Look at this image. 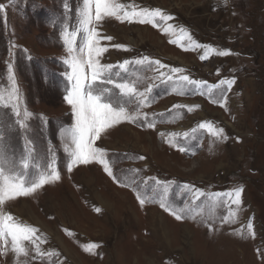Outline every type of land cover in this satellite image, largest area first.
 <instances>
[{
    "label": "rangeland",
    "instance_id": "374dc122",
    "mask_svg": "<svg viewBox=\"0 0 264 264\" xmlns=\"http://www.w3.org/2000/svg\"><path fill=\"white\" fill-rule=\"evenodd\" d=\"M65 2L75 16L78 0H17L14 5L0 0L6 6L0 12V82L8 83L6 65L12 63L21 105L33 113L28 135L35 153L44 159L52 148L60 173V180L4 206L14 218L39 230L42 252L55 253L41 257L25 242L29 255L19 258L21 264H264V0H119L166 10L174 17L168 23L190 30L198 44L230 50L229 55L211 54L205 60L200 59L203 49L185 51L169 43L173 35L150 24L106 18L98 27L102 36L113 38L102 40L108 47L102 63L148 56L168 66L159 71L131 66L130 75L143 78L137 85L140 91L155 85L149 93L153 102L141 111L158 122L154 129L140 126L142 120L123 122L102 133L97 146L108 151L114 175L172 182L169 201L177 207L191 202L186 184L206 194L240 187L241 210L232 224L220 219L227 215V206L217 208V219L207 223L199 217L178 221L158 203L141 207L131 188L121 187L96 163L67 171L59 135L62 126L73 122L63 98L66 53L60 31ZM117 44L128 50L114 47ZM171 67L185 70L176 76L188 75L206 84L190 85L178 95L169 84L154 79L159 72L170 74ZM221 79L235 81L226 92L225 107L213 102L216 96L207 95V86ZM176 104L199 107L188 112L174 109ZM205 121L223 128L227 139L216 142L200 133L187 142L194 155L170 147L160 136L189 131ZM5 141L17 152L22 149L19 129L5 128ZM141 156L143 160L137 159ZM130 169L140 171L133 175ZM193 206L203 207L205 214L210 210L206 197ZM89 244L99 247L85 251ZM3 246L0 241V249ZM16 261L11 251L0 255V264Z\"/></svg>",
    "mask_w": 264,
    "mask_h": 264
},
{
    "label": "snow or ice",
    "instance_id": "6c2138e0",
    "mask_svg": "<svg viewBox=\"0 0 264 264\" xmlns=\"http://www.w3.org/2000/svg\"><path fill=\"white\" fill-rule=\"evenodd\" d=\"M227 0H225V3ZM17 0H9V5H14ZM4 4H0V12L5 9ZM65 12L63 23L61 24L60 40L65 49V57L62 63L66 66L63 73L65 78L64 100L71 108L73 122L70 125L62 126L59 130L62 141V149L67 157L66 168L69 173L79 165L92 163L99 164L103 171L118 183L121 187L131 188L136 194V199L141 207L145 203H158L159 206L178 221L185 218L196 220L200 218L201 223L217 219L215 210L227 206V215L220 217L222 223L232 224L236 222L237 213L241 210V194L243 189L236 187L231 191L223 193H209L194 189L191 185H183L185 191L191 192L190 203H185L183 207L174 206L169 201V189L172 182L162 181L156 177L137 180L125 175L117 177L114 175L111 161L108 158V151L97 146V141L101 139L102 133L123 122L137 123L140 126L154 129L157 124L156 119H149L147 113L141 110L149 106L153 100L149 93L154 84L148 85L140 91L138 84L142 82V77L130 75L131 66H143L149 70L159 71L168 67L159 60H152L148 56H143L134 60H124L117 64L102 63V57L108 51V47L102 45V40L111 41V36H102L98 27L106 18H115L123 23L150 24L154 28H160L164 34L178 36L170 39L169 43L180 46L183 50L203 49L201 60L207 59L211 54L226 56L231 54L230 50L218 51L210 45H200L183 27L177 28L174 24L168 23L174 17L165 14L161 9H150L139 7L138 5L125 4L119 0H78L75 16L68 3L65 2ZM162 25H164L162 27ZM187 41V43H184ZM118 49L128 50L125 45H114ZM11 55V51H10ZM31 59V57H28ZM154 66H158L155 67ZM8 83L0 82V241L3 248L0 255H7L11 251L17 257L16 264H21L20 257L29 255L25 242L35 246V252L43 257L45 255H55L53 252L44 253L40 244L41 238L36 235L37 228L19 221L12 214L5 210V205L18 197H28L36 193L45 185L52 184L60 180V173L56 167V154L52 148L48 149L47 157L38 159L33 141L28 135L30 119L33 117L26 106L21 105L20 90L17 84L12 63H7ZM185 70L179 67L169 68V73L159 72L154 77L162 83H167L171 91L184 95V89L190 85L200 87L206 82L191 79L188 75L175 74L183 73ZM234 79H221L218 84L207 86V95L211 99L216 96L213 102L225 107L226 92L234 84ZM223 86H227L226 88ZM204 95V92H200ZM223 101V102H221ZM134 106V110L132 107ZM198 105L187 106L176 104L174 109L187 108L192 112ZM5 110H8L7 112ZM155 116V114H153ZM164 114L161 113L160 116ZM6 117H11L10 120ZM164 122V121H159ZM5 128L9 132H21L23 139L22 149L17 152L5 141ZM200 133L207 134L214 138L216 142L227 139L223 128L215 127L211 122L198 123L189 131L183 133L171 132L165 137V142L170 147L178 149L186 155H194L195 152L187 147V142L196 140ZM143 160L144 157H137ZM129 172L136 175L140 170L130 169ZM202 197L207 198L209 212L205 214L203 207L197 209L193 205ZM231 205H235L233 210ZM100 212L99 208H95ZM251 230V223L247 225ZM10 242V249L8 247ZM99 247L98 244L85 246V251L91 252Z\"/></svg>",
    "mask_w": 264,
    "mask_h": 264
},
{
    "label": "crops",
    "instance_id": "0c3cea01",
    "mask_svg": "<svg viewBox=\"0 0 264 264\" xmlns=\"http://www.w3.org/2000/svg\"><path fill=\"white\" fill-rule=\"evenodd\" d=\"M162 8V7H161ZM163 12H165L166 10H163V9H161ZM184 29H186L185 27H183ZM190 34H191V31L190 30H188V29H186ZM176 38H178V36H174V39H176ZM206 44H208V43H206ZM193 51H194V49H192ZM213 85V84H212Z\"/></svg>",
    "mask_w": 264,
    "mask_h": 264
}]
</instances>
